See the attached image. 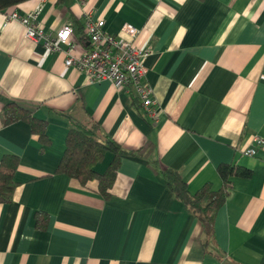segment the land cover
Returning <instances> with one entry per match:
<instances>
[{"label": "crops", "instance_id": "1", "mask_svg": "<svg viewBox=\"0 0 264 264\" xmlns=\"http://www.w3.org/2000/svg\"><path fill=\"white\" fill-rule=\"evenodd\" d=\"M38 7V26L72 28L73 55L84 14L118 35L139 31L158 118H147L130 87L87 84L25 37L21 22ZM63 49L65 47L63 46ZM8 104L47 123L42 146L23 121L4 124ZM69 118L90 119L129 155H121L110 197L97 182L56 173ZM264 0H28L0 12V161L17 158L11 201L0 203V264H264ZM113 160L106 153L94 171ZM226 164L250 171L231 177L211 235L169 191L162 173L178 172L190 193L222 187ZM46 221L38 226L37 214Z\"/></svg>", "mask_w": 264, "mask_h": 264}, {"label": "trees", "instance_id": "2", "mask_svg": "<svg viewBox=\"0 0 264 264\" xmlns=\"http://www.w3.org/2000/svg\"><path fill=\"white\" fill-rule=\"evenodd\" d=\"M28 0H0V12L17 6ZM81 39L85 38L82 34ZM4 124L19 121L27 123L31 132L35 134L42 146L49 145L46 135L47 123L38 120L33 115L15 104L6 105L1 113ZM70 129L65 139V149L58 164L56 173L66 175L85 185L88 181L97 182V191L104 198L110 197V189L115 180L119 158L129 155L122 151L110 138L105 136L98 124L91 119L80 123L69 118ZM106 153L113 155V160L103 174L94 171V166L100 163ZM18 160L13 156H5L0 161V203L11 201L15 183L13 177L17 169ZM217 173L222 180V187L213 191L209 184H205L195 193H190L186 183L178 172L165 169L163 179L174 197L182 202L188 212L203 226L204 231L210 236L215 216L230 195L231 177H250V171L231 165L222 164L217 167ZM38 226L46 221L45 214L36 215Z\"/></svg>", "mask_w": 264, "mask_h": 264}, {"label": "built area", "instance_id": "3", "mask_svg": "<svg viewBox=\"0 0 264 264\" xmlns=\"http://www.w3.org/2000/svg\"><path fill=\"white\" fill-rule=\"evenodd\" d=\"M38 7L24 16L12 11L8 19L21 22L25 37L34 44H41L50 53L63 51L65 68H72L84 75L87 84L94 85L109 81L115 90L132 88L147 118L157 121L158 113L151 87L145 81L144 62L150 52L136 46L139 31L132 25H124L118 35H109L104 31V21H92L84 14L82 34L88 42V48L78 56L73 55L77 47L72 38L70 25L63 26L56 34L45 33L38 26ZM63 46L65 49H63ZM254 148L245 150L244 155L255 156L264 146V139L254 137Z\"/></svg>", "mask_w": 264, "mask_h": 264}]
</instances>
